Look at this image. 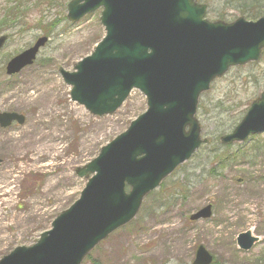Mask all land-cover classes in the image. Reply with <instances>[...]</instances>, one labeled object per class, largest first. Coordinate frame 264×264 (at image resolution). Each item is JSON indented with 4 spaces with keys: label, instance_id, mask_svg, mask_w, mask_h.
<instances>
[{
    "label": "rangeland",
    "instance_id": "obj_1",
    "mask_svg": "<svg viewBox=\"0 0 264 264\" xmlns=\"http://www.w3.org/2000/svg\"><path fill=\"white\" fill-rule=\"evenodd\" d=\"M71 1L19 0L17 5L0 0V22L13 21L5 16L9 5L15 4V14L22 15L0 52V113L26 117L22 126L0 128V261L18 248L34 247L52 229L55 218L85 190L87 179L78 178L76 170L94 161L147 110V100L137 90L114 116L102 119L70 101L71 87L59 70L75 72L105 35L101 9L71 24ZM238 1L210 0L218 12L208 18L232 22L241 15L261 14L264 0L250 12ZM46 37L34 66L13 78L5 73L9 60ZM263 93L264 57L216 81L203 96L198 117L210 144L167 182L164 208L158 209L159 198H151L137 220L101 243L83 264H192L200 245L227 264L264 260V133L231 147L219 142ZM208 205L213 217L191 224V215ZM250 230L260 243L244 254L236 238Z\"/></svg>",
    "mask_w": 264,
    "mask_h": 264
},
{
    "label": "water",
    "instance_id": "obj_2",
    "mask_svg": "<svg viewBox=\"0 0 264 264\" xmlns=\"http://www.w3.org/2000/svg\"><path fill=\"white\" fill-rule=\"evenodd\" d=\"M103 8L106 38L74 73L60 69L71 100L92 116L114 115L131 92L139 90L147 110L126 132L107 144L91 163L76 170L89 179L79 200L57 217L33 248H18L0 264H81L101 241L136 217L143 201L178 167L206 144L196 119L200 96L231 67L258 61L264 49V18L234 23L205 21V7L195 0H76L68 4L72 23ZM0 37V51L7 43ZM36 45L8 62L15 76L32 66ZM221 144L244 143L264 132V94ZM25 123L20 114H0V127ZM2 161L0 160V165ZM129 188V192L127 189ZM211 207L192 221L210 218ZM258 239L240 235L250 250ZM195 264H210L204 248Z\"/></svg>",
    "mask_w": 264,
    "mask_h": 264
},
{
    "label": "flooded vegetation",
    "instance_id": "obj_3",
    "mask_svg": "<svg viewBox=\"0 0 264 264\" xmlns=\"http://www.w3.org/2000/svg\"><path fill=\"white\" fill-rule=\"evenodd\" d=\"M210 0H198L197 2L199 3V4H201V5H204V6H206L207 7V9H206V11H207V16H206V18H208V17H211L212 18V14L214 15V16H216L217 15V12H218V10H216V8L214 7V5L213 4H211L210 2H209ZM240 2H242V5L240 6V8L241 9H245V11L246 12H250V8L251 7H253L254 9H256L257 7H259L260 5V1H258V0H253V1H251V2H247V0H239L238 1V3H240ZM249 15H241V16H239V17H244V18H246V17H248ZM261 17H264V16H261ZM260 17V18H261ZM209 19V18H208ZM219 19H221V20H224V21H226L227 19L225 18V17H219L218 16V18L216 19L217 21L219 20ZM210 20V19H209ZM215 20V21H216ZM211 21H214V20H212L211 19ZM254 21V20H253ZM263 57H264V54H263ZM263 57H262V59H263ZM261 59V60H262ZM259 62V61H258ZM231 70H234V71H238V70H240V69H238V68H235V69H231ZM189 221H190V219H189ZM206 221V220H205ZM205 221H202V222H205ZM191 222V221H190ZM196 222V221H195ZM197 222H201V221H197ZM192 223H194V222H191V224ZM253 233H254V231H253ZM242 234V233H241ZM239 235V234H238ZM239 237V236H238ZM238 237L236 238V247L238 248V250L240 251V252H242V253H244V254H248V253H250V251H253V249L256 247V245H255V247H253L252 249H250V250H245V249H243V248H241V247H238V244H237V242H238ZM200 246H202V245H200ZM199 247V246H198ZM198 247L196 248V251L198 250ZM203 248H205L204 246H202ZM206 250H208V249H206ZM210 253V252H209ZM211 254V253H210ZM211 256H212V259H213V263L212 264H227L226 262H224V261H221V260H219L217 257H215L214 255H212L211 254ZM194 261H195V259H194ZM193 261V262H194ZM193 264V263H192ZM251 264H264V260H261V261H256V263H251Z\"/></svg>",
    "mask_w": 264,
    "mask_h": 264
},
{
    "label": "trees",
    "instance_id": "obj_4",
    "mask_svg": "<svg viewBox=\"0 0 264 264\" xmlns=\"http://www.w3.org/2000/svg\"><path fill=\"white\" fill-rule=\"evenodd\" d=\"M19 0H12V2L16 3L17 5H19ZM31 1H34V0H31ZM38 2H40V0H37ZM12 2L8 3V4H12ZM8 7H12L10 8L11 12L9 10H7V12L5 13V16H11V20H13L12 22L8 23L9 21H2L0 22V35L3 36V34L7 35L9 31H12L13 27L15 26V22L19 21V18L21 17L18 16V13L15 14L14 11H19L18 8H16L17 6L14 4L13 6L12 5H9ZM262 9V12H264V5L261 7ZM16 9V10H15ZM250 10V9H249ZM261 12L260 15L258 16H248V19H257V18H260L261 16H263V13ZM4 16V17H5ZM9 37H11L10 35H8ZM236 123H233V125L231 126V128L235 125ZM223 135V134H222ZM221 135V136H222ZM163 186L161 187V192L159 194H157V197L155 194H153V198H159L157 201H156V205L158 207V209H162L163 207V201L166 200V196H164V189L167 187L166 183H163L162 184ZM177 190H182V186L178 185L177 186ZM185 198V197H184ZM164 208V207H163ZM93 263V262H92ZM95 263V262H94Z\"/></svg>",
    "mask_w": 264,
    "mask_h": 264
},
{
    "label": "bare ground",
    "instance_id": "obj_5",
    "mask_svg": "<svg viewBox=\"0 0 264 264\" xmlns=\"http://www.w3.org/2000/svg\"><path fill=\"white\" fill-rule=\"evenodd\" d=\"M127 189V188H126ZM251 234H253V230H250Z\"/></svg>",
    "mask_w": 264,
    "mask_h": 264
}]
</instances>
